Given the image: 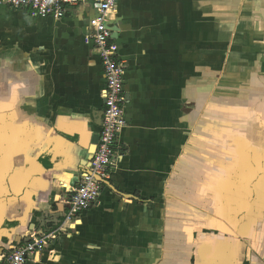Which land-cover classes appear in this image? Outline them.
Listing matches in <instances>:
<instances>
[{"label":"crops","instance_id":"1","mask_svg":"<svg viewBox=\"0 0 264 264\" xmlns=\"http://www.w3.org/2000/svg\"><path fill=\"white\" fill-rule=\"evenodd\" d=\"M100 1L0 4V264L31 233L55 238L28 264H264V0H118L124 156L60 231L102 131Z\"/></svg>","mask_w":264,"mask_h":264},{"label":"built area","instance_id":"2","mask_svg":"<svg viewBox=\"0 0 264 264\" xmlns=\"http://www.w3.org/2000/svg\"><path fill=\"white\" fill-rule=\"evenodd\" d=\"M79 0H0L13 9H28L35 17H52L60 20L65 17L67 5ZM118 0H101L99 12L90 20L91 31L85 36L87 43L92 42L103 64L106 84L103 90L104 111L102 131L95 152L86 164L81 179L69 196L65 222L60 231H65V224H75L79 216L95 205L101 190L112 174L119 168L123 159L120 136L128 125L126 106L129 103L124 88L125 65L118 59L116 46L112 43V30L109 26L112 12ZM55 236L37 233L29 234L28 239L13 248L2 264H28L47 248Z\"/></svg>","mask_w":264,"mask_h":264}]
</instances>
